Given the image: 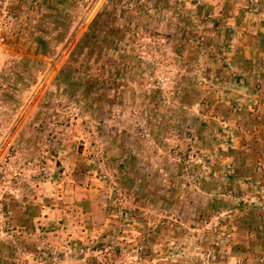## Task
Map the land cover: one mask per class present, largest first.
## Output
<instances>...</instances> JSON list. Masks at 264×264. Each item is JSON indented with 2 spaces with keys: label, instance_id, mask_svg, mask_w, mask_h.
Listing matches in <instances>:
<instances>
[{
  "label": "rangeland",
  "instance_id": "obj_1",
  "mask_svg": "<svg viewBox=\"0 0 264 264\" xmlns=\"http://www.w3.org/2000/svg\"><path fill=\"white\" fill-rule=\"evenodd\" d=\"M0 258L264 264V0H0Z\"/></svg>",
  "mask_w": 264,
  "mask_h": 264
},
{
  "label": "trees",
  "instance_id": "obj_2",
  "mask_svg": "<svg viewBox=\"0 0 264 264\" xmlns=\"http://www.w3.org/2000/svg\"><path fill=\"white\" fill-rule=\"evenodd\" d=\"M91 29H92V32L91 33L89 32V33L85 34V39L83 40L84 43H86V42L88 43L89 40L91 39V37L94 36L95 30L97 29V27L96 26H93ZM0 264H4V262H3V260L1 258H0Z\"/></svg>",
  "mask_w": 264,
  "mask_h": 264
}]
</instances>
